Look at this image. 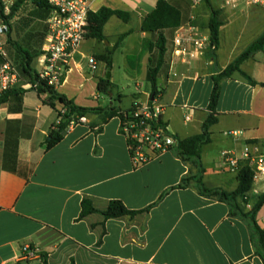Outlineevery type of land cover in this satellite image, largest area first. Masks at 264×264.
I'll list each match as a JSON object with an SVG mask.
<instances>
[{"label": "crops", "instance_id": "crops-1", "mask_svg": "<svg viewBox=\"0 0 264 264\" xmlns=\"http://www.w3.org/2000/svg\"><path fill=\"white\" fill-rule=\"evenodd\" d=\"M134 1L89 0L92 12L107 7L127 12L131 18L125 23L112 17L103 41L86 38L82 43L71 70L56 88L77 106L127 111L135 102L152 101L147 71L150 57L156 55L155 49L149 52L155 38L140 29L158 0ZM225 1L210 0L222 23L214 52L172 66L170 56L169 69L158 78L162 119L177 141L202 133L210 113L213 78L264 34V6L231 8L224 6ZM21 9L10 23L11 39L20 45L28 31L21 25ZM203 11V7L196 9L197 14ZM199 17L196 25L210 37L208 8ZM134 18L138 19L134 28L120 30L115 42L109 38L106 28L121 22L127 26ZM122 35L127 36L121 39ZM13 50L8 34L0 35V64L11 62ZM117 52L126 57L125 77L136 85L128 107L120 106L121 94L98 91V78L107 79L109 74L114 84ZM109 54L110 70L100 60ZM130 56L136 58L128 61ZM90 58L97 62L95 73L90 71ZM142 79L149 83L146 90L141 88ZM16 88L27 91L21 111H15L13 99L0 106V264H41L39 257L24 259L26 245L46 254L49 264H264V249L251 221L243 216L252 212L264 194V177L253 181L246 196L237 198L239 210L204 194L198 184L201 178L209 190L235 192L244 161L231 172L221 167L222 153L231 151L242 159L247 145L264 153V50L222 80L218 122L211 127V142L202 148L199 159L181 156L175 146L139 169L133 167L118 117L104 122L101 115L90 114L87 123L71 126L63 140L48 149L51 130L59 122L57 111L45 103L46 95L31 89L28 77L20 71ZM57 109L64 111L59 104ZM232 131L239 135H225ZM7 141L10 146L18 143L15 158L5 157ZM85 200L98 211L121 201L138 213L117 219H105L100 213L83 217ZM256 223L264 231V206Z\"/></svg>", "mask_w": 264, "mask_h": 264}, {"label": "trees", "instance_id": "trees-1", "mask_svg": "<svg viewBox=\"0 0 264 264\" xmlns=\"http://www.w3.org/2000/svg\"><path fill=\"white\" fill-rule=\"evenodd\" d=\"M206 7L210 12V19L208 23V30L210 33L211 45L216 49L219 45V35L222 23L219 18V12L215 10L211 4L210 0H203ZM32 3L38 10V14L42 19H48L51 9L48 6L46 0H19L12 8L10 15L4 16L3 7L0 3V20H2L8 26V43L14 47L15 52L20 58V71L23 75L28 77L31 84V89L36 91L39 96L46 95L47 98L45 103L49 105L52 109L56 110L58 113L59 122L55 124L50 133V140L47 142V148L52 149L58 145L64 137L65 132L68 131L72 123L77 122L81 117H87L90 114H99L102 116L103 121L118 117H122L123 111L117 107H107L98 109H87L77 106L73 101L69 100L65 95L58 93L57 89L53 86L48 85L45 80L40 79L37 71L34 68L35 62L38 57L42 54L33 53L26 47L13 42L11 39V21L15 15L20 11L26 3ZM112 17H117L121 21L127 23L130 21V14L120 10H113L111 8L102 7L96 12L89 13V28L87 39H94L103 41L104 29L108 21ZM184 23V16L182 12L170 4L167 0H158L157 4L152 12H150L141 25V32L150 33L155 38V43L151 44L149 47V52L151 53L153 49L156 50V55L150 57L148 71H147V81L151 86L152 96L157 97L158 95V78L169 69L171 49L170 43L173 40L175 31L179 26ZM127 35H122L120 38L123 39ZM44 40V38H43ZM264 50V34L257 40L252 46H250L247 51H245L237 60L231 63L224 71L213 78L214 86L210 96L209 102V115L202 126V133L191 138L178 141L176 145L177 151L181 156L188 159H199L201 156L202 148L211 142V127L218 122V116L216 112L217 104L221 92V82L225 78H229L235 71L240 69V65L247 59L251 58L252 55L259 51ZM112 54L106 56H101L100 60L106 62L107 68L110 70L112 68L111 62ZM135 56L128 57V61L135 59ZM254 84V82H252ZM98 91L100 94L108 95L110 94L112 83L110 80L98 78ZM27 93L23 89H17L16 87L9 92H7L2 98H0V106L9 102L13 99L15 105V111H21L22 97ZM57 104L61 105L64 109L63 112L57 109ZM14 110V108H13ZM12 111V109H11ZM18 143L17 141L13 145L6 143L5 157L12 156L16 157ZM253 176L254 172L250 168L248 162L241 164L238 171V181L239 185L235 192L226 193L219 190H209L202 183L201 178H198V184L201 191L212 197H218L219 199L228 202L232 208L239 210L236 200L239 197L246 196L253 187ZM186 181V180H185ZM180 187H182L180 185ZM83 211L81 216H87L93 213H100L105 219H117L126 216H134L138 212L128 210L121 201L111 202L105 211H98L93 203L89 200H85L82 204ZM264 206V194L259 197V201L249 214L243 215L249 219L252 223L253 230L256 236L259 238L260 246L264 249V231L256 223V215ZM31 248H33L31 246ZM41 264H49L48 257L44 253L39 254ZM264 259V256H263ZM23 264V263H18Z\"/></svg>", "mask_w": 264, "mask_h": 264}, {"label": "built area", "instance_id": "built-area-1", "mask_svg": "<svg viewBox=\"0 0 264 264\" xmlns=\"http://www.w3.org/2000/svg\"><path fill=\"white\" fill-rule=\"evenodd\" d=\"M18 1L0 0L4 16L10 15ZM46 2L51 9L47 20L48 32L41 49L42 54L36 60L34 68L40 79L57 88L71 70L75 57L87 37L91 7L89 0H46ZM198 2L196 1L195 4L198 5ZM242 4L264 6V0H226L224 6L236 8ZM7 32V24L0 20V35ZM214 50L210 37L196 25L195 18H191L175 31L171 66L177 61L188 64L204 54L213 53ZM88 63L90 71L95 73L98 68L96 60L90 58ZM18 82L17 68L10 61H3L0 64V98L14 89ZM157 98L153 96L152 101L146 104L135 102L129 110L123 111L122 117L119 118L120 133L127 142L134 169L151 163L178 144L162 119L164 109L157 102ZM79 123H87V118L81 117L71 126ZM225 135L237 137L239 132H227ZM241 161L248 162L254 172V181L264 177V153L257 146L247 145L242 159L231 151H224L221 167L234 172L238 170ZM22 251L25 260L35 259L40 254L38 249L29 245L24 246Z\"/></svg>", "mask_w": 264, "mask_h": 264}, {"label": "rangeland", "instance_id": "rangeland-1", "mask_svg": "<svg viewBox=\"0 0 264 264\" xmlns=\"http://www.w3.org/2000/svg\"><path fill=\"white\" fill-rule=\"evenodd\" d=\"M140 1V0H139ZM138 0H135V4L139 2ZM171 3H174L173 0H168ZM196 1H199L198 5L195 4ZM133 2V1H132ZM176 3H174L177 8L183 13L184 20L189 21L191 18H195L196 21H199L201 16H204L205 13H207V8L205 5V2H201L200 0H175ZM197 7H203V13L197 14L196 9ZM21 15H23L24 18H22V24L24 27L28 28V31L26 35L21 38V43L23 47L28 48L33 53H39L43 47L44 41V34L46 31H48V24L45 22L44 19L40 18L38 14L37 8L32 3H26L23 5L21 9ZM49 18V17H48ZM48 20V19H47ZM138 23V19L134 18L133 21L125 26L123 22H121L120 26L114 27V25H110L108 28H106L107 34H109V38L115 42V39L120 34V30H128L130 28H134L136 24ZM111 32V33H110ZM13 58H11V62L13 65L17 68L18 71H20V65L19 61L20 58L17 53L12 51ZM115 58V67L113 71V82L111 87V91L115 93L117 96L118 94L122 95L121 104L122 107H128L132 101L133 93L136 90L135 82L130 81L128 78L125 77V70L127 66L126 57L121 54V52H117L114 56ZM21 72V71H20ZM111 74V72H109ZM142 85V90H146L149 86V83L142 79L139 81ZM117 104H119L117 102Z\"/></svg>", "mask_w": 264, "mask_h": 264}, {"label": "water", "instance_id": "water-1", "mask_svg": "<svg viewBox=\"0 0 264 264\" xmlns=\"http://www.w3.org/2000/svg\"><path fill=\"white\" fill-rule=\"evenodd\" d=\"M107 80H110V75L108 74V76H107Z\"/></svg>", "mask_w": 264, "mask_h": 264}]
</instances>
